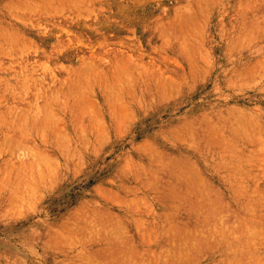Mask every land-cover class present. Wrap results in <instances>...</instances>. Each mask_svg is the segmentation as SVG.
<instances>
[{
  "label": "rangeland",
  "instance_id": "374dc122",
  "mask_svg": "<svg viewBox=\"0 0 264 264\" xmlns=\"http://www.w3.org/2000/svg\"><path fill=\"white\" fill-rule=\"evenodd\" d=\"M0 264H264V0H0Z\"/></svg>",
  "mask_w": 264,
  "mask_h": 264
}]
</instances>
